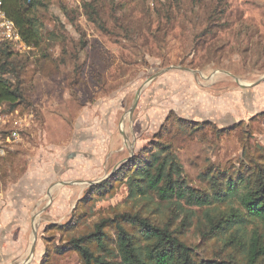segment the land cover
Masks as SVG:
<instances>
[{"label":"rangeland","instance_id":"obj_1","mask_svg":"<svg viewBox=\"0 0 264 264\" xmlns=\"http://www.w3.org/2000/svg\"><path fill=\"white\" fill-rule=\"evenodd\" d=\"M43 2L42 43L14 47V58L28 61L27 101L0 103L23 122L0 156V264H42L47 251V264H84L67 242L124 212L169 224L197 257L246 264L245 243L264 239V221L237 200L131 196L127 179L97 187L160 143L177 155L189 186L209 194L215 180L264 166V0ZM90 2L98 21L87 16ZM176 117L208 125L192 129ZM236 211L239 221L203 236L207 212ZM69 219L74 225L62 228Z\"/></svg>","mask_w":264,"mask_h":264},{"label":"trees","instance_id":"obj_2","mask_svg":"<svg viewBox=\"0 0 264 264\" xmlns=\"http://www.w3.org/2000/svg\"><path fill=\"white\" fill-rule=\"evenodd\" d=\"M42 2L43 0H4L7 15L15 21L23 40L32 47L40 46L43 40L42 14L39 10V5L45 4ZM85 5L89 20L98 21L94 18L97 13L93 3ZM27 62V59L14 58L12 43H0V103L5 102L15 107L27 101L21 75ZM172 119L170 114L168 123H173ZM173 121L192 129L208 125V122L197 124L180 117ZM160 146L159 152L151 154L145 162H141L140 158L123 163L121 171L97 188L106 191L113 187V180L127 179L131 196L155 192L162 200H184L190 205H208L214 200L235 199L249 216L264 221V166L259 165L254 173H241L235 179L228 177L224 185L215 180V193L209 194L206 190L189 186L183 166L170 145L160 143ZM129 165H133L130 174ZM239 217L237 211L223 216H211L207 212L203 236H215L227 222H237ZM71 221L69 219L60 225L62 228L72 227L74 224L70 226ZM111 227L116 236H112L107 230ZM67 243L66 250L76 251L84 264H237L232 258L197 257L193 248L180 239L169 224L159 225L139 213L131 212L104 217L94 224L93 230L80 236H72ZM245 245L246 264L264 263V239L253 236ZM49 255L47 251L42 264L49 262Z\"/></svg>","mask_w":264,"mask_h":264},{"label":"built area","instance_id":"obj_3","mask_svg":"<svg viewBox=\"0 0 264 264\" xmlns=\"http://www.w3.org/2000/svg\"><path fill=\"white\" fill-rule=\"evenodd\" d=\"M3 41L12 43L17 51L32 48L22 39L15 21L7 15L4 8V0H0V43ZM12 116L13 112L0 111V129H4L7 125H14V129L10 130L9 133H5L0 130V156L5 154V148L7 146L9 147L12 138H18V130L23 126V122L21 120L19 122L12 121Z\"/></svg>","mask_w":264,"mask_h":264},{"label":"water","instance_id":"obj_4","mask_svg":"<svg viewBox=\"0 0 264 264\" xmlns=\"http://www.w3.org/2000/svg\"><path fill=\"white\" fill-rule=\"evenodd\" d=\"M261 80H258L257 82L253 83V84H243V86H253L256 85L260 82ZM34 232H35V239L31 248V253H33L35 251V246H36V240H37V234H36V230L34 228Z\"/></svg>","mask_w":264,"mask_h":264},{"label":"crops","instance_id":"obj_5","mask_svg":"<svg viewBox=\"0 0 264 264\" xmlns=\"http://www.w3.org/2000/svg\"><path fill=\"white\" fill-rule=\"evenodd\" d=\"M33 229H34V226H33Z\"/></svg>","mask_w":264,"mask_h":264}]
</instances>
